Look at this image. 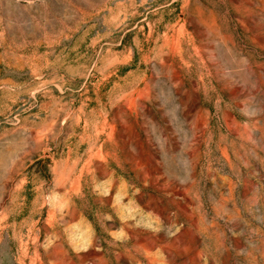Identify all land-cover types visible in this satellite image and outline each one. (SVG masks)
Returning <instances> with one entry per match:
<instances>
[{"label":"rangeland","instance_id":"obj_1","mask_svg":"<svg viewBox=\"0 0 264 264\" xmlns=\"http://www.w3.org/2000/svg\"><path fill=\"white\" fill-rule=\"evenodd\" d=\"M0 264H264V0H0Z\"/></svg>","mask_w":264,"mask_h":264}]
</instances>
